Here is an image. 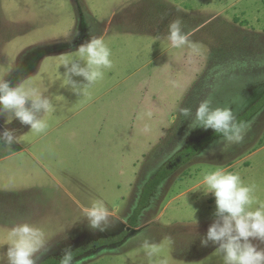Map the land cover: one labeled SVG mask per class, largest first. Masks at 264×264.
<instances>
[{"label": "rangeland", "instance_id": "374dc122", "mask_svg": "<svg viewBox=\"0 0 264 264\" xmlns=\"http://www.w3.org/2000/svg\"><path fill=\"white\" fill-rule=\"evenodd\" d=\"M177 17L198 53L171 46L167 26ZM81 25L83 35L73 39ZM91 36L104 38L114 67L86 97L65 86L61 57L79 59L78 46ZM7 76L39 88L55 111L39 135L0 113V126L21 139L0 140V264H8V232L22 222L46 233L49 250L38 264L125 231L72 264H150L146 238L164 247L153 264L163 257L224 264L218 245L201 244L216 219L203 175L239 173L264 203V105L243 124L242 143L222 135L185 161L178 153L214 131L189 127L201 101L211 98L212 107L237 116L264 88V0H0V80ZM182 107L193 116L180 115ZM165 166L170 174L130 224L143 186ZM96 200L111 212L106 231L90 230L82 211Z\"/></svg>", "mask_w": 264, "mask_h": 264}, {"label": "clouds", "instance_id": "9594fccd", "mask_svg": "<svg viewBox=\"0 0 264 264\" xmlns=\"http://www.w3.org/2000/svg\"><path fill=\"white\" fill-rule=\"evenodd\" d=\"M168 39L173 48L189 46L194 53L199 47L191 41V32L184 31L183 20L177 17L168 24ZM77 31L73 39L79 36ZM79 59L61 57L65 67V86H70L77 95L90 97L89 89L102 81L105 70L114 67L112 51L102 36H91L78 46ZM83 62V63H81ZM73 76L83 77L86 83H80ZM30 103V106H29ZM0 113H12L24 125H30L34 134L46 133L49 128L48 117L55 111L50 98L43 95L39 88L26 86L21 82L12 85L11 81L0 80ZM151 111L147 116L151 117ZM180 115L193 116L190 107L180 108ZM143 118V117H141ZM190 128L212 129L223 135L228 143H242L245 136L243 124L236 123V116L231 107H212V99L207 98L199 104L195 118L191 119ZM147 126L145 131H147ZM7 145L20 142L14 130L6 129L0 135ZM201 156L206 153L201 152ZM203 182L206 193H214L216 198V219L210 225L202 246L218 245L216 251L223 254L224 264H264V248L254 244L253 240L264 243V203L258 200L255 184H245L239 173L228 172L223 168L206 171ZM253 205H258L253 207ZM88 227L93 232L106 231L113 225L109 222L110 210L101 200L94 201L90 207H83ZM195 223H198L195 221ZM8 264H38L41 256L49 249L45 231L28 222L15 224L7 234L6 241ZM143 248L153 264L154 257H161L162 244L145 239ZM71 247L64 250L60 264H72ZM155 264H169L166 257L159 258Z\"/></svg>", "mask_w": 264, "mask_h": 264}, {"label": "trees", "instance_id": "16d2710c", "mask_svg": "<svg viewBox=\"0 0 264 264\" xmlns=\"http://www.w3.org/2000/svg\"><path fill=\"white\" fill-rule=\"evenodd\" d=\"M264 104V93L261 95V97L249 105L247 109L242 112L241 114L236 116V123L238 124H244L246 121H248ZM222 136L220 133H215L214 131L210 134H207L203 136L197 143L189 144L185 146L183 150H181L178 154L181 157V161L187 160V157H191L202 150L203 147H205L212 139ZM171 170L165 166L162 167L157 173L154 174L153 177H151L143 186L141 196L138 202L137 207L133 210L131 215V221L130 224L133 223V220L137 217L139 212L147 205L149 196L154 192L157 185L160 184V182L167 177L170 174ZM126 234V231L123 232L121 235L115 238H104L98 241H95L91 243V246L93 247H99L101 245H109L110 243L118 242V239L121 240L122 237ZM90 245L86 247L77 248L76 250L71 251V255L73 259L77 257L78 255L82 254L85 249L90 248ZM61 259L58 258H48L45 261H43L40 264H60Z\"/></svg>", "mask_w": 264, "mask_h": 264}, {"label": "crops", "instance_id": "0c3cea01", "mask_svg": "<svg viewBox=\"0 0 264 264\" xmlns=\"http://www.w3.org/2000/svg\"><path fill=\"white\" fill-rule=\"evenodd\" d=\"M69 50H72V49H69ZM17 76H15V77H10V76H7V79L6 80H9V81H13L12 82V84H16V78ZM14 84V85H15ZM260 86L258 87V90L256 91V93L254 94V96L252 97V99H251V101H249L248 103L251 105L252 103H254L255 101H257L260 97H261V95L264 93V88L262 87V88H260ZM264 105V104H263ZM259 111V110H258ZM0 129H7L6 127H4V126H0ZM0 133H2L3 134V131H0ZM21 150H23L22 148H21Z\"/></svg>", "mask_w": 264, "mask_h": 264}, {"label": "flooded vegetation", "instance_id": "af4514ba", "mask_svg": "<svg viewBox=\"0 0 264 264\" xmlns=\"http://www.w3.org/2000/svg\"><path fill=\"white\" fill-rule=\"evenodd\" d=\"M80 27H81V28H80V30H79V33H80L79 36H82V35H83V31H84L85 28H84L83 25H81ZM74 44H76V43H74ZM67 47H68L69 49H74V46H73V45H68Z\"/></svg>", "mask_w": 264, "mask_h": 264}]
</instances>
